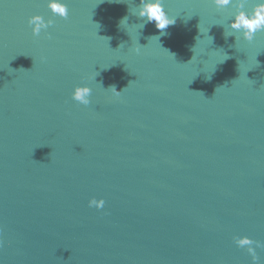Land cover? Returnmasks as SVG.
Returning a JSON list of instances; mask_svg holds the SVG:
<instances>
[{
	"label": "water",
	"instance_id": "water-1",
	"mask_svg": "<svg viewBox=\"0 0 264 264\" xmlns=\"http://www.w3.org/2000/svg\"><path fill=\"white\" fill-rule=\"evenodd\" d=\"M64 2L0 0V264H252L240 236L264 264V31L225 38L210 0H163V36L140 0Z\"/></svg>",
	"mask_w": 264,
	"mask_h": 264
},
{
	"label": "clouds",
	"instance_id": "clouds-1",
	"mask_svg": "<svg viewBox=\"0 0 264 264\" xmlns=\"http://www.w3.org/2000/svg\"><path fill=\"white\" fill-rule=\"evenodd\" d=\"M210 2L218 10L229 5H234L237 9L228 19L226 27L224 24H219L224 27L225 38L234 35L236 40L242 38L245 41L251 42L257 32L264 31V0H257V3L251 11L245 10L246 0H210ZM46 5L54 16H58L62 19L68 17V8L64 0H46ZM132 14L145 18L144 23L139 24L138 28L143 29L145 24L154 22L156 29L160 31V36L166 34L163 30L176 23L175 17L169 16L165 11L163 0H140L139 5L136 6ZM53 23L52 19L45 20L40 15H33L28 18V24L31 26V32L34 37L39 36L42 31L47 35V29L52 26ZM124 24H128L127 16L120 21V26ZM160 36H152L149 40L155 38L159 41ZM134 50L138 51L139 49ZM109 89L113 90L112 92L114 95H119L121 93L116 91L114 86ZM91 91V88L88 86H75L71 91V99L78 104L88 106L90 104L89 97ZM104 204L105 201L102 198L97 199L93 197L88 200L89 208L94 207L96 209H102ZM234 243L237 247L247 246L246 250L252 257V264H257V256L252 247L253 244L259 247L260 245L257 242L247 236H240L234 239Z\"/></svg>",
	"mask_w": 264,
	"mask_h": 264
}]
</instances>
